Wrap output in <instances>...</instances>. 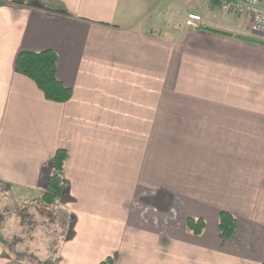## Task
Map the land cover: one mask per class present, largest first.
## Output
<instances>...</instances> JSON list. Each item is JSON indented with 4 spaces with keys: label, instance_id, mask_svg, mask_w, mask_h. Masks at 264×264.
Masks as SVG:
<instances>
[{
    "label": "crops",
    "instance_id": "crops-1",
    "mask_svg": "<svg viewBox=\"0 0 264 264\" xmlns=\"http://www.w3.org/2000/svg\"><path fill=\"white\" fill-rule=\"evenodd\" d=\"M22 51L55 53L67 102ZM58 150L59 241L22 250L11 210L45 207ZM0 205V264H264V37L209 0H0Z\"/></svg>",
    "mask_w": 264,
    "mask_h": 264
},
{
    "label": "trees",
    "instance_id": "trees-1",
    "mask_svg": "<svg viewBox=\"0 0 264 264\" xmlns=\"http://www.w3.org/2000/svg\"><path fill=\"white\" fill-rule=\"evenodd\" d=\"M211 6H219L222 0H209ZM57 56L51 51L19 52L16 59L17 68L28 76L43 92L47 100L64 103L71 97V90L65 87L56 78ZM67 154L58 150L53 160L52 173L48 179L42 202L45 207H51L56 199L63 193V169ZM235 218L228 213H221L218 221V229L223 239H228L235 229ZM187 229L195 235H199L204 223L201 220H187ZM100 264H112L110 259Z\"/></svg>",
    "mask_w": 264,
    "mask_h": 264
},
{
    "label": "rangeland",
    "instance_id": "rangeland-1",
    "mask_svg": "<svg viewBox=\"0 0 264 264\" xmlns=\"http://www.w3.org/2000/svg\"><path fill=\"white\" fill-rule=\"evenodd\" d=\"M11 207H6V209L0 205V223L1 219L6 217L7 213L9 214ZM21 210V209H20ZM11 213L13 215H20L18 219L21 222H32V227L20 226L15 227L12 225L11 228H8V232L11 233L10 239L17 241L19 248L37 250L40 252H45L50 249L53 250L56 246L58 240V232L62 229L61 223L63 222L61 214L54 211L53 208L38 207L33 210H21L12 208ZM26 215H30L32 218H28ZM25 216V217H24ZM23 217V218H22Z\"/></svg>",
    "mask_w": 264,
    "mask_h": 264
},
{
    "label": "built area",
    "instance_id": "built-area-1",
    "mask_svg": "<svg viewBox=\"0 0 264 264\" xmlns=\"http://www.w3.org/2000/svg\"><path fill=\"white\" fill-rule=\"evenodd\" d=\"M219 10L225 13H238L249 16L251 33L264 37V1L263 0H223ZM202 22L197 13H188L183 20L186 28L196 29Z\"/></svg>",
    "mask_w": 264,
    "mask_h": 264
}]
</instances>
